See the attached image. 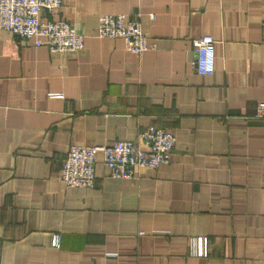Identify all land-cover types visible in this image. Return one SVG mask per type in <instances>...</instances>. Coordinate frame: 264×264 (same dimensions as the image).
Instances as JSON below:
<instances>
[{
  "label": "crops",
  "instance_id": "crops-1",
  "mask_svg": "<svg viewBox=\"0 0 264 264\" xmlns=\"http://www.w3.org/2000/svg\"><path fill=\"white\" fill-rule=\"evenodd\" d=\"M118 13L154 48L97 36ZM43 16L72 22L85 47L0 29V264H264V0H64ZM206 34L212 74L194 64ZM151 125L176 135L170 163L115 178L99 153L95 187L62 180L72 144L138 142ZM198 235L209 257L191 256Z\"/></svg>",
  "mask_w": 264,
  "mask_h": 264
},
{
  "label": "built area",
  "instance_id": "built-area-1",
  "mask_svg": "<svg viewBox=\"0 0 264 264\" xmlns=\"http://www.w3.org/2000/svg\"><path fill=\"white\" fill-rule=\"evenodd\" d=\"M64 0H0V29L12 32L17 38L32 40L36 46H47L51 52H78L85 47V34L66 19L44 17L54 14ZM102 38H122L128 50L141 54L155 43L144 32L137 17L126 13L102 14L96 29ZM197 54L194 64L197 72L212 74L216 66V39L206 34L194 40ZM62 98L60 92L49 94ZM258 116L264 117V102L258 106ZM176 135L162 127L148 126L140 132L139 141L118 140L109 145L72 144L61 169V178L67 186L93 188L96 185L95 166L99 153L115 178H132L139 168L156 169L173 158ZM62 236L53 234L52 244L61 245ZM193 257H209L211 242L208 236L189 239Z\"/></svg>",
  "mask_w": 264,
  "mask_h": 264
}]
</instances>
